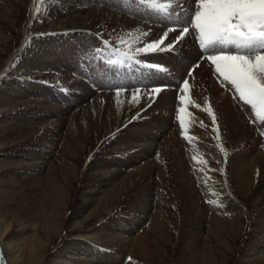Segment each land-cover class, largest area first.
Masks as SVG:
<instances>
[{
	"label": "bare ground",
	"instance_id": "6f19581e",
	"mask_svg": "<svg viewBox=\"0 0 264 264\" xmlns=\"http://www.w3.org/2000/svg\"><path fill=\"white\" fill-rule=\"evenodd\" d=\"M37 1L0 0V209L17 224L16 209L9 205L27 203L25 192L16 188L27 185L32 173L48 184L49 197L20 207L33 225L32 250L22 244L24 228L3 238L11 224L2 220L1 264H149L148 257L154 264H168L173 252L153 255L147 236L150 224L157 235L169 237L155 219L163 217L166 223V214L168 220L180 219L186 234L175 264H226L224 255L233 249L241 252L238 264H264V144L244 130L251 106L245 110L236 104L234 92L221 83L207 54L200 59L189 37L176 54L135 52L162 34L170 23L166 16L183 0H44L45 17L41 10L37 16ZM152 3L166 5L168 13ZM175 35L170 32L168 40ZM46 70L78 73V83L69 84L78 94L68 100L43 91L37 82ZM8 72L23 78L12 82ZM129 75L133 82L121 79ZM145 85L169 87L157 92ZM76 113L86 126L80 145L61 154V165L52 169V148L58 147L55 136L61 131L53 120ZM120 125L130 132L124 130V137L107 144V136ZM222 130L227 142L218 143ZM29 136L42 140L39 153L3 156L6 149L25 145ZM249 139L245 151L229 152ZM93 148L110 151L109 164L102 167L105 163L95 158L80 168L78 159ZM153 187L160 190L156 199L163 205L176 198V214L169 207L149 211ZM127 198L131 202L124 209ZM71 200L78 206L68 215ZM252 215L255 227L242 244L244 224ZM55 240L59 245L50 251Z\"/></svg>",
	"mask_w": 264,
	"mask_h": 264
},
{
	"label": "snow or ice",
	"instance_id": "6c2138e0",
	"mask_svg": "<svg viewBox=\"0 0 264 264\" xmlns=\"http://www.w3.org/2000/svg\"><path fill=\"white\" fill-rule=\"evenodd\" d=\"M150 7L168 13L164 4L152 3ZM166 19L170 23L165 25L162 34L137 47L136 53L171 51L176 54L178 46L189 37L200 50V59L207 54V60L222 77L221 83H226L234 92L237 105L257 109V116L264 113V0H183ZM173 31L177 35L168 40ZM165 40H168L166 44ZM127 59L133 60L134 56ZM199 63L197 60L194 67ZM147 66L153 67L152 64ZM191 71L190 67L189 74ZM181 83L188 87L187 80ZM144 87H155L159 92L169 86Z\"/></svg>",
	"mask_w": 264,
	"mask_h": 264
},
{
	"label": "rangeland",
	"instance_id": "374dc122",
	"mask_svg": "<svg viewBox=\"0 0 264 264\" xmlns=\"http://www.w3.org/2000/svg\"><path fill=\"white\" fill-rule=\"evenodd\" d=\"M43 7H44V0H38L37 1V10H38L37 16L40 15V12L42 11L43 13H41V17H45L46 13H44L45 10L43 9ZM37 19H36L35 22H37ZM22 29L23 28H20L19 30L21 31ZM120 46L121 47H125L122 44H120ZM114 62H117V61H114ZM114 62H113V64H114ZM82 67H84V66H82ZM87 72H88V70H87ZM61 73H63V74H61ZM61 73H60V71H58V74H57V72H55V71L46 70V74H44V79L41 78V80H39L37 83L39 84L40 87H43V91L49 90L50 93H54L55 95H58V96H64V97H67L68 100H72V98L69 97L70 94H72V95L73 94H78V91L76 89H74L73 86L72 87L70 86L71 87L70 88L69 84L70 83H78L76 80H78L80 78V76H78V73H74V72L65 73V72H63V70H62ZM13 74L14 73H12V72H8L9 78H13V79H10V81L13 82L15 79H16V81L22 80L23 77L16 78V77H14ZM90 81H91L92 84H94V82L92 80H90ZM66 103L67 102H65V104ZM63 107H65V106H63ZM243 107H240L239 110L236 107V109L238 110L239 113L242 114V112H243V114H244L245 112H244ZM245 107L244 108L246 110L248 106H245ZM249 108L250 109L246 110V113L251 119H249V117L247 115L245 116V118L242 115V117L244 118V125H245L244 126L245 127L244 130L246 131V130H248L247 128H249V130L254 132L253 137L255 138L257 136L258 137L260 136L259 137L260 143L264 144V124L262 125V123H261V120H262L261 117L264 116V113H261L260 116H257V114H256L257 113V109H252L251 107H249ZM251 109L253 110V112H252ZM250 112H252L253 114L250 113ZM254 112H255V114H254ZM136 114H138V112ZM136 114H134L133 116H135ZM76 115H78V116H72L71 118H68L69 115L68 116H62V117L61 116H56L55 119L53 120L55 122V124H56V127L61 129V131H59L58 136H55L57 140L58 139L60 140V142L58 144V147L52 148L53 152L56 153V157H54V156L51 157V158L54 157L52 159V161H51V164H50V168H52V169H54V167H57L56 170H58V166H60L61 162H62L61 161V154L65 153V151H67V150L72 152L70 150V148L76 149L80 145V142H79L78 138L80 137L81 133L82 134L85 133L86 126L81 121L80 116H79L80 114L76 113ZM0 119H1V117H0ZM252 119H255V120H252ZM27 120H32V119H27ZM27 120H25L23 122V124L26 123ZM49 122L51 123V121H49ZM126 129L127 128L125 127V125L118 126L115 129L116 131L114 130L113 132H111L107 136V140H106L107 144L112 143L113 140L116 139L119 136H123L124 137V135L127 134V132H125V131H128ZM4 130L13 132V130L11 128H9V127H6ZM216 130H217V127H216ZM224 130H222L221 138L218 137V139H217L218 143H220L219 141H221L222 143H225L224 141H226V139H227V136H226L227 132H225ZM128 132H130V131H128ZM35 138L36 137H32L31 138V136H29L28 139L25 142V145L24 144H20L18 147H13V148H10V149H6L3 152V154H4L3 156H5V155H14L13 158H16V153H18V152L22 153V152H25L27 150H34L36 153H39V149H40V145L42 144V140H36ZM245 142H243L238 147L235 146L233 148H229L230 149L229 152H233V153L240 152V149H241V151H245L246 148L248 147L247 144H249L251 142V140L249 139L248 142L247 141H245ZM39 143H41V144H39ZM105 149L106 148H104L102 150H98L96 148L95 149L93 148L91 151L87 152L89 154H86V152L82 153L81 157L78 159V162H77L78 166L79 167L82 166L84 161H86V160H90L91 161L92 159L96 158V160L98 162L105 163V164H101L102 167H105L106 165L109 164L108 162H109V160H111V157H112L111 156V152L108 151V150L106 151ZM29 152H33V151H29ZM55 153H54V155H55ZM115 157H121L122 159L123 158L126 159L128 156H123L122 157V156L116 155ZM158 159H160V158H158ZM113 168H115V167H113ZM33 174L34 173L29 174V176L27 177V180L30 181V182L27 183V185L23 186L22 189L19 188V187L16 188L19 192H21L22 190H23V192H25L26 196L23 199L26 200L27 203L26 204H22L21 203L20 205H13V204L9 205V207L11 209H16V219L15 220H18L17 224L14 223L11 218L8 217L6 211H4L3 208L0 209V225L2 223V220H4V219L7 220L6 222H10V224H11V227L7 230L6 233H4L2 235V237L5 238V239H9V238L11 239L24 228L23 230L26 231V235L23 237L24 239L22 240V244L28 251L34 249L33 239L31 238L33 225L31 223V220H27V217H26L25 213L20 209V207L21 206H29V207H31L37 202V201H35L36 199L40 198L41 196H45V195L48 194L47 193L48 184L46 182H44L41 178H39L38 180L34 179L33 178ZM216 174L220 175V171L217 172ZM45 177L46 176H44V178ZM68 181H66V182H68ZM155 181L157 182V184L160 183V180H158V178L155 179ZM69 184H70V182L67 183V186H69ZM220 187H222V185H220ZM149 190L152 191L153 194L156 193V195L152 198V202H150V207L151 206L152 207L156 206L158 209L159 208H163L164 209V207H166V208L169 207L168 209L170 210V212H172V214H176L177 213L176 209L179 208V207L177 206V201H176L175 197H173L172 201H170L171 203L166 206V205L161 204L162 202L160 200H157L159 198L158 195H159L160 190L155 189V187H153V189L149 188ZM45 197L48 198L49 196H45ZM74 197H75L74 199L75 200L77 199L78 202H79L78 195L76 194ZM228 197L233 199V197H231V195H228ZM232 199H230V200L232 201ZM15 200H18V198L16 197ZM39 200H40L39 204H42L41 203L42 197ZM75 200H73L75 202L74 206L72 204L71 205V209L69 208V210H68L69 211L68 215L71 213L72 209H75L78 206V202L75 201ZM130 202H131L130 198H127L126 202H124V204L121 205V207L125 209V206L129 205ZM152 207H151L150 210L148 209L151 213H153ZM262 208H264V204L262 205ZM148 214H149V212H148ZM166 216H167L166 217V223L164 222L165 220H164L163 217L160 218V217L157 216V217H155V219H156V221H159L158 223H159L160 226H162V225L164 226V229L169 234V237L165 238V236L157 235L156 234L157 232L152 230V228H151V226L149 224L150 220H148V219H147V221L145 220L144 227H146L149 224V226L147 228V236L149 237V240L151 241V245H149V247L151 248V250L155 251V252H152V254L154 255L157 252V254L160 255V253H162L164 250L172 251L173 253H170V254L173 255V259L168 264H175V254L178 255V253L176 251H177L178 247L181 246V243L184 241V237H185L186 234L183 231V227H182V223H181L180 219H173L172 218V219L168 220V215L166 214ZM253 217L254 216L252 215L250 218H248V220H246V222L244 224V226H245V229H244L245 236H242L241 239L239 240L240 243H242V244H243L244 241L250 239V234L253 231V227L252 226L255 227V225H254L255 220H254ZM21 219H23V220L21 221ZM201 224H204V226H205V223L203 221L201 222ZM16 227H18V228H16ZM242 233H243V231H242ZM68 235H70V234L68 233ZM43 239H45L47 241V238H46V236H44V234H43ZM166 241H168V247L166 246L167 245ZM58 245H59V241L55 240L50 245V251H54L58 247ZM234 246H235V244H234ZM241 247H243V245ZM240 253L241 252L237 251L236 249H233L232 252H230V251L226 252L225 255H224L225 258H223V259L225 260L226 264H238V259L237 258H238V254H240ZM218 258H220V257H218ZM148 262H149V264H154L153 259L149 258V257H148ZM0 264H1V261H0Z\"/></svg>",
	"mask_w": 264,
	"mask_h": 264
}]
</instances>
